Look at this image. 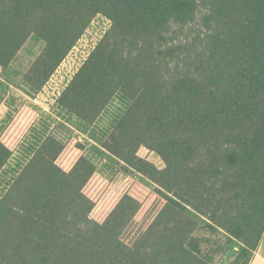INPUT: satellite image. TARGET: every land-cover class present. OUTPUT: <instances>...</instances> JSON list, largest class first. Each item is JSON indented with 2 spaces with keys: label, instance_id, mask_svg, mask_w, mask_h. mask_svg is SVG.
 Wrapping results in <instances>:
<instances>
[{
  "label": "trees",
  "instance_id": "1",
  "mask_svg": "<svg viewBox=\"0 0 264 264\" xmlns=\"http://www.w3.org/2000/svg\"><path fill=\"white\" fill-rule=\"evenodd\" d=\"M107 1L27 0L16 13L11 7L14 15L0 11V66L6 69L35 35L45 47L32 70L50 79ZM73 80L84 92L74 113L86 127L116 94L131 101L108 148L151 180L161 171L138 156L141 148L206 180L224 163L237 169L248 189L242 207L255 216L243 244L258 249L264 236V0H128ZM65 147L48 136L0 200V264L201 263L176 228L150 258L126 243L122 236L142 208L131 194L103 222L92 218L96 202L84 189L97 165L82 155L64 170L58 158ZM11 155L0 141V171Z\"/></svg>",
  "mask_w": 264,
  "mask_h": 264
},
{
  "label": "crops",
  "instance_id": "2",
  "mask_svg": "<svg viewBox=\"0 0 264 264\" xmlns=\"http://www.w3.org/2000/svg\"><path fill=\"white\" fill-rule=\"evenodd\" d=\"M97 17L50 79L46 80L32 70V64L45 47V42L35 35L30 36L6 69L0 66V141L12 151L11 157L0 171V200L50 135L63 143L64 139L69 137L72 142L66 144L61 156H64L62 162L65 160L68 163L73 157L74 162L72 160V164L65 169L66 164L62 166L60 162L61 156L58 161L64 170L69 171L82 155L97 165L94 176L84 189L85 194L96 202L94 211L102 209L110 200V195L104 200L103 194L110 182L107 178L112 173L118 172L121 167L122 172L139 180L142 186L160 187L169 178L165 187L172 185L178 187L179 196L183 199V193L188 194L187 187L190 181H188V176L183 177V174H180L182 170L179 172L176 170V174L175 171L172 174L169 165L164 168L159 167V164L151 158L142 157L138 152L139 157L160 169V177L153 181L109 150L108 146L113 141L112 135L117 124L131 104V101L123 94H116L98 120L89 127H86L75 116V109L83 99L84 92L78 84L74 83L73 79L100 41L86 54L87 45L94 43L96 39L93 25ZM77 143L84 145L87 152L83 154L77 147H74ZM68 146L72 150L70 154L66 151ZM94 150L102 155L100 162L92 159L91 153ZM151 153L155 154V152ZM105 172H108V175H104ZM203 179L208 181L205 191L209 192L212 189L213 180ZM112 192L109 191L110 194ZM119 200L114 201L108 208L109 210L107 209V213L111 212ZM224 200H221L212 215L196 212L191 209L192 207L190 208L198 215L194 217L200 226L196 233L188 239V246L203 259L207 256L212 257L210 264H241L249 253H253L250 264H264V236L258 249L252 252L242 243L237 242L236 238L226 233L227 230L222 225L225 220L223 217H226ZM178 205L182 208L180 204ZM107 207L108 205L105 206ZM141 212L142 208L131 225L138 220ZM217 214V218L212 217ZM181 221L173 228L180 230ZM154 228L155 225L151 230Z\"/></svg>",
  "mask_w": 264,
  "mask_h": 264
},
{
  "label": "rangeland",
  "instance_id": "3",
  "mask_svg": "<svg viewBox=\"0 0 264 264\" xmlns=\"http://www.w3.org/2000/svg\"><path fill=\"white\" fill-rule=\"evenodd\" d=\"M26 2L27 0H2L0 2V11L4 12L10 9L11 11L9 14L14 15L11 7L16 13ZM127 2L128 0L107 1L98 15L96 23L93 25L96 39L94 43L92 42V44L87 45L86 54L92 50L99 40H101L100 38L108 31L113 20L119 15ZM64 141L65 145L72 143L69 137H66ZM74 147H77V144H75ZM86 150L87 148H85V150L79 149L83 154L87 152ZM66 151L70 154L69 152L72 151L70 146L67 147ZM155 154H150L146 148H141L139 150V155L151 158L156 164H159V167H168L169 164H165L162 157ZM91 155L95 162H100L102 160V155L96 150H94ZM63 158L64 156H61L60 162L62 166L66 164L65 169L72 164V160L74 162V157L73 159L71 158V161L68 163H66L65 160L62 162ZM169 167V169L173 170V172L171 170L172 174H174V171L176 174V170L178 172L182 170L180 174H183V177L188 176L190 184L187 187L188 194L187 192L183 193L184 199L179 196L178 187L173 185L171 187H165L169 178H167L160 187H153V185L142 186L139 180L122 172L121 167L118 169V172L112 173L107 178L110 182L103 192L105 197L103 198L105 200L110 195V200L106 202L108 207L105 208L106 205H104L102 209L93 210L91 214L92 218L103 222V219H106L110 213H107V209L110 208L114 201L121 199L126 193L139 199L142 202L141 215L135 223L128 226L122 238L145 257L150 258L168 231L179 224L181 220V229L179 231L187 239H190V237L196 233L200 225L197 223L198 220L194 217H198V215L190 210L191 207V209L196 212L212 215L219 206L221 200L225 199L224 209H226V217H223L225 219L223 225L226 227V233L230 234L231 237L236 238L237 242L244 245L243 238L255 223V216L242 207V202L248 194V189L245 184L237 178V169L233 168L228 163H224L219 172L211 179L213 180L212 189L206 192L205 186L208 181L206 182L196 170L192 169L191 171L187 170V172H184L183 169H178L172 165H169ZM107 173L108 172H105L104 175H108ZM109 191H113L112 194H110ZM106 193H108V195ZM178 204H180L183 209L180 208ZM212 217L217 218L218 214ZM154 225V230H151ZM252 256L253 253H249L245 259L249 257L252 258ZM201 258L203 259L202 256ZM211 261L212 257L207 256L199 264H210Z\"/></svg>",
  "mask_w": 264,
  "mask_h": 264
}]
</instances>
